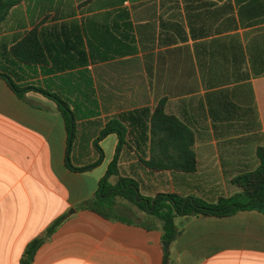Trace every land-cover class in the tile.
I'll use <instances>...</instances> for the list:
<instances>
[{"label": "crops", "instance_id": "obj_1", "mask_svg": "<svg viewBox=\"0 0 264 264\" xmlns=\"http://www.w3.org/2000/svg\"><path fill=\"white\" fill-rule=\"evenodd\" d=\"M32 29L45 63L10 53ZM1 69L66 98L73 133L54 99L36 89L18 97L0 76V264H21L27 242L61 215L31 264H161L162 229L152 214L118 195L112 208L122 218L78 206L108 164L115 159L108 181L135 183L138 201L166 191L214 201L239 190L235 177L258 165L264 0H19L0 9ZM160 99L193 132V171L144 162ZM111 120L124 126L122 141L101 134ZM67 154L75 166L100 160L71 169ZM174 223L180 233L169 241L168 264H264L260 211Z\"/></svg>", "mask_w": 264, "mask_h": 264}, {"label": "trees", "instance_id": "obj_2", "mask_svg": "<svg viewBox=\"0 0 264 264\" xmlns=\"http://www.w3.org/2000/svg\"><path fill=\"white\" fill-rule=\"evenodd\" d=\"M19 0H1L0 9H6ZM10 53L18 60L26 63L42 64L46 61L43 46L37 36L35 29L28 31L20 40L10 47ZM11 89L18 97H24L27 89H36L54 99L57 103L69 134H72L73 110L68 100L50 89L17 82V76L5 69L0 70ZM164 99H160L154 108L151 122V136L149 158L144 160L145 164L153 169H176L193 171L196 168V156L193 150V132L177 116L167 113L163 108ZM114 131L119 141H122L125 131L124 126L116 120H111L101 129V134ZM101 151L100 148H96ZM258 165L235 177L240 189L227 196H218L216 200L210 201L197 195H183L174 191L158 192L156 195L144 196L138 201L140 194L136 196V184H126V178L121 177V184H111L107 177L116 170L115 159L108 164L106 175L100 180L93 196L83 200L78 206L86 207L96 211L107 218H122L113 212L112 204L118 195L130 200L139 208L152 214L160 221L164 241L173 240L179 233L174 223L177 215L193 216H227L238 210L252 209L264 214V147L256 148ZM100 160V156L88 164L75 166L66 155L65 165L71 169L84 170ZM65 215L55 218L44 231L33 237L26 244L20 258L21 264H31L33 256L39 245L46 240ZM146 226L150 224L145 223ZM169 251L164 249L161 264H168Z\"/></svg>", "mask_w": 264, "mask_h": 264}, {"label": "rangeland", "instance_id": "obj_3", "mask_svg": "<svg viewBox=\"0 0 264 264\" xmlns=\"http://www.w3.org/2000/svg\"><path fill=\"white\" fill-rule=\"evenodd\" d=\"M119 207L121 208L119 210L120 213H124V215L129 216V217L136 219V220L141 219L140 216L136 215L133 211L127 210L126 208H124V206H119ZM182 218H184V216L177 215V222H178V220H180Z\"/></svg>", "mask_w": 264, "mask_h": 264}, {"label": "water", "instance_id": "obj_4", "mask_svg": "<svg viewBox=\"0 0 264 264\" xmlns=\"http://www.w3.org/2000/svg\"><path fill=\"white\" fill-rule=\"evenodd\" d=\"M162 245H163L164 249H167L169 246V241H165V240L162 241Z\"/></svg>", "mask_w": 264, "mask_h": 264}]
</instances>
